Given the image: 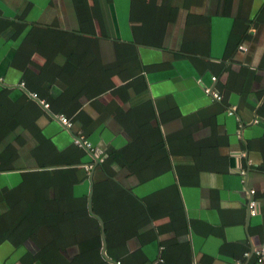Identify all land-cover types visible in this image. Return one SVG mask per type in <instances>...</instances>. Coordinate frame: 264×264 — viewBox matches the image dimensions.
<instances>
[{
    "label": "crops",
    "instance_id": "crops-1",
    "mask_svg": "<svg viewBox=\"0 0 264 264\" xmlns=\"http://www.w3.org/2000/svg\"><path fill=\"white\" fill-rule=\"evenodd\" d=\"M240 15L252 21L244 34L251 37L243 36L233 49ZM68 34L100 38L101 51H70ZM143 38L159 42L142 44ZM119 42L133 43L136 51H115ZM227 51H238L234 70L243 64L258 67L264 0H0V89L32 96L36 92L27 82L35 79L33 86L49 84L54 95L74 87L76 95L66 93L63 102L81 104L71 117L81 111L91 119L87 133L81 130L85 120L67 127L50 108L53 114L46 111L38 124L59 149L75 135L92 144L85 162L95 161L94 182L106 176L98 164L109 149L132 153L128 162L113 165L117 181L145 205L144 217L133 215L122 241L126 264H262L254 251L264 240V153L250 144L264 134V119L250 105L258 107L264 98L256 94L255 100L250 95L242 101L232 92L223 108L206 94L205 87L216 89L212 77L231 63ZM95 60L99 63L92 65ZM105 65L109 80L103 82L95 73ZM260 74L264 77V70ZM109 82L108 90L90 95V89L96 92ZM253 89H264V79ZM231 107L236 113H229ZM156 125L165 139L181 134L189 145L177 141L172 168L141 180L132 168L152 166L150 136ZM17 141L21 153L30 148L25 137ZM189 167H195L192 177H180L177 169ZM21 172H0V184L18 185ZM90 187L89 174L76 185V194L88 191L89 197ZM252 196L258 200L256 215L248 207ZM8 210V201L2 202L0 214ZM38 251L31 238L14 242L5 236L0 264H43Z\"/></svg>",
    "mask_w": 264,
    "mask_h": 264
},
{
    "label": "trees",
    "instance_id": "trees-1",
    "mask_svg": "<svg viewBox=\"0 0 264 264\" xmlns=\"http://www.w3.org/2000/svg\"><path fill=\"white\" fill-rule=\"evenodd\" d=\"M251 23L248 16L238 17L236 33L234 32V38L230 41L233 49L240 46L243 36L251 37V34L244 35ZM68 35L71 36V41L68 42L70 51H101V39L98 37ZM141 42L155 44L159 41L143 38ZM114 47L115 51H136L133 43L119 42ZM237 53L238 51H227L225 57L229 58L231 63L226 65L224 71L215 75L216 90L222 94L220 104L223 108H228L232 92H237L242 101L250 95L255 100L256 94L257 98H264V89H253L255 82L264 79L260 74L264 70V52L257 68L243 64L239 70H234L232 64ZM97 62L99 63L95 60L92 65ZM104 70L102 74L101 71ZM109 70L108 65H105L103 69H98L95 76H100L102 81L106 82L109 80L106 71ZM31 82H36V79ZM31 82H27L28 89L49 103V108L55 114L62 113L71 117L80 109L81 104L78 102L75 104L63 102L66 93L76 95L74 87L62 89L63 93L60 89L61 93H58V96L51 92L49 84L37 82L39 87L33 86ZM108 84L109 86L96 89V92L90 89V95L99 96L102 91L108 90L112 83ZM14 90L7 86L0 89V172L21 170L23 181L12 188L0 184V204L5 201L9 203V210L0 214V241L5 239V236H9L14 242L33 239L39 248L37 257L43 264H114L101 253V226L99 220L88 209V191L76 194V185L89 178L91 169H86L85 165L94 167L95 161L92 159L85 162L88 151L75 141L59 149L44 135L38 124V119L45 115L46 108L27 92L21 91L17 96L13 94ZM254 106L250 105V109H256L258 117L264 119V99L258 107ZM71 118L73 123L79 119L85 120L81 111ZM89 121L93 122L86 119L81 127L85 133L89 129ZM19 137H25L30 143V148L22 153L17 147ZM150 138L154 146L151 151L152 155L154 154L152 166L147 169L132 168L134 171L137 170L136 173L141 180L172 168L171 154H177V148L180 147L177 141L189 145L188 137L185 140L184 135L176 133L166 136V141L159 125L154 127ZM140 145L143 146L144 142ZM253 147L264 153V134L250 144V148ZM131 156L132 153L127 149H109L107 157L98 164V168L104 171L106 176L103 179H95L94 182L93 209L105 221L107 253L119 264H126L120 254L125 247L122 241H125L133 215L142 217L145 215L144 202L136 197L129 187L117 181V172L113 168L114 164L123 165L124 162H128ZM32 165L38 168L32 169ZM194 169L195 167H189L186 172L177 170L183 178L189 175L192 177ZM257 193L256 198H260V194ZM61 201L63 208L60 205ZM124 210L131 211L132 214L127 215ZM68 252H71L69 257L66 255Z\"/></svg>",
    "mask_w": 264,
    "mask_h": 264
},
{
    "label": "built area",
    "instance_id": "built-area-1",
    "mask_svg": "<svg viewBox=\"0 0 264 264\" xmlns=\"http://www.w3.org/2000/svg\"><path fill=\"white\" fill-rule=\"evenodd\" d=\"M212 78L214 80H217V77L215 75ZM22 85H23V83H22ZM205 92H206V94L211 95L215 99H218V100L222 99V94L218 90L213 89L212 87H209V86L205 87ZM32 96L35 98H38L37 93H32ZM40 102L44 105V107L49 109V103H47L45 100H42V99L40 100ZM235 112H236L235 107L229 108L230 114H234ZM54 116L58 117L60 119V121L67 127H71L73 125L72 120L64 114H58V115L54 114ZM81 139H82V141L80 139L76 138L75 142L81 144L82 146L88 147L91 150L93 149L92 144L87 139H84L83 137H81ZM85 167H86V169L90 170L93 167V165H86ZM250 192L252 195H254L255 189H251ZM248 207L250 210V214L256 215L258 213V210H259L258 200L252 196L248 202ZM263 239H264V235H263ZM254 253L256 255L257 262L264 264V240H263V245L261 247L257 248L254 251ZM246 254H248V252H246ZM118 264H119V262H118Z\"/></svg>",
    "mask_w": 264,
    "mask_h": 264
},
{
    "label": "water",
    "instance_id": "water-1",
    "mask_svg": "<svg viewBox=\"0 0 264 264\" xmlns=\"http://www.w3.org/2000/svg\"><path fill=\"white\" fill-rule=\"evenodd\" d=\"M40 101V100H39ZM46 111H48L50 114H53L51 112L50 109L46 108ZM75 138L77 139H81V137H79L78 135H75L74 136ZM85 147V146H84ZM87 150H90L91 153H93V151L86 147ZM97 161H99V158H96ZM93 174H94V169L92 170V172L90 173V180H91V187H90V192H89V197H88V209L90 211V213L95 216L98 220H99V223H100V226H101V236H102V249H101V253L102 255L109 261H112L114 262L115 264H118L117 261H115L114 259H112L108 254H107V239H106V230H105V222L104 220L102 219V217L97 214L94 209H93V194H94V181H93Z\"/></svg>",
    "mask_w": 264,
    "mask_h": 264
}]
</instances>
